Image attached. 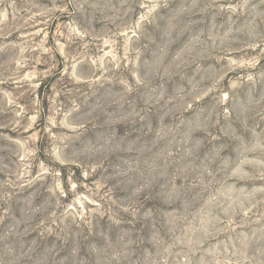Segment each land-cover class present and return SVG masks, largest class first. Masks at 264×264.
<instances>
[{
    "label": "rangeland",
    "instance_id": "374dc122",
    "mask_svg": "<svg viewBox=\"0 0 264 264\" xmlns=\"http://www.w3.org/2000/svg\"><path fill=\"white\" fill-rule=\"evenodd\" d=\"M0 264H264V0H0Z\"/></svg>",
    "mask_w": 264,
    "mask_h": 264
}]
</instances>
